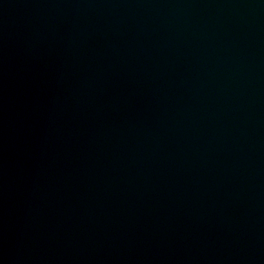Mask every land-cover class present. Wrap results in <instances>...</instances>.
<instances>
[{
	"label": "water",
	"instance_id": "1",
	"mask_svg": "<svg viewBox=\"0 0 264 264\" xmlns=\"http://www.w3.org/2000/svg\"><path fill=\"white\" fill-rule=\"evenodd\" d=\"M0 264H264V0H0Z\"/></svg>",
	"mask_w": 264,
	"mask_h": 264
}]
</instances>
